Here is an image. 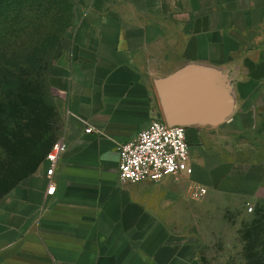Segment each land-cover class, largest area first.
I'll use <instances>...</instances> for the list:
<instances>
[{
	"label": "crops",
	"instance_id": "crops-1",
	"mask_svg": "<svg viewBox=\"0 0 264 264\" xmlns=\"http://www.w3.org/2000/svg\"><path fill=\"white\" fill-rule=\"evenodd\" d=\"M75 13L58 66L67 148L56 188L47 193L43 161L0 198V264H203L171 217L180 197L228 164L220 135L254 134L264 120V0H75ZM186 67L207 73L225 121L186 126L187 179L121 182L119 144L164 119L156 84ZM228 165L236 194L264 195V157Z\"/></svg>",
	"mask_w": 264,
	"mask_h": 264
},
{
	"label": "rangeland",
	"instance_id": "rangeland-1",
	"mask_svg": "<svg viewBox=\"0 0 264 264\" xmlns=\"http://www.w3.org/2000/svg\"><path fill=\"white\" fill-rule=\"evenodd\" d=\"M13 1L25 2V6L39 2ZM42 3V9L35 10L38 17L26 13L22 32L9 48L21 52L23 58L10 68L7 80L5 74L0 80V115L11 128L9 136L0 139V198L31 178L45 161L31 159L29 139L39 127H47L49 148L63 136L66 126L56 104L58 91L65 84L58 66L68 54L64 36L74 27L75 0ZM0 71L3 74L2 68ZM218 141L215 148L225 163L250 164L262 159L264 120L254 134H221ZM217 159L213 155L212 164L217 165ZM228 164L217 165L211 182L203 186V196L195 197L189 190L180 197L179 212L171 217V226L195 243L203 264H264V195L236 194L233 176L223 177Z\"/></svg>",
	"mask_w": 264,
	"mask_h": 264
},
{
	"label": "built area",
	"instance_id": "built-area-1",
	"mask_svg": "<svg viewBox=\"0 0 264 264\" xmlns=\"http://www.w3.org/2000/svg\"><path fill=\"white\" fill-rule=\"evenodd\" d=\"M87 128L85 131L90 132ZM186 126L168 125L159 117L152 118L137 134L118 146L119 179L123 183L150 181L158 183L167 176L192 174V160ZM67 148L63 137L54 141L45 157L47 193L55 191V175L61 155ZM206 188L195 187L193 195L203 196Z\"/></svg>",
	"mask_w": 264,
	"mask_h": 264
},
{
	"label": "water",
	"instance_id": "water-1",
	"mask_svg": "<svg viewBox=\"0 0 264 264\" xmlns=\"http://www.w3.org/2000/svg\"><path fill=\"white\" fill-rule=\"evenodd\" d=\"M206 74L200 69L186 67L157 82L156 89L168 125H218L225 121L229 109L220 100L217 89H207L209 79ZM222 107L224 110L218 112Z\"/></svg>",
	"mask_w": 264,
	"mask_h": 264
},
{
	"label": "trees",
	"instance_id": "trees-1",
	"mask_svg": "<svg viewBox=\"0 0 264 264\" xmlns=\"http://www.w3.org/2000/svg\"><path fill=\"white\" fill-rule=\"evenodd\" d=\"M43 1H46V3L50 2V0H35L37 3L31 5L27 4V6H25L22 5L25 2L15 3L13 0H0V69L2 68L4 70L3 74L0 71V80H4V74L6 75L5 80H7L10 68L18 66L16 63L23 58L21 52L14 53L9 51V48L15 46L16 35L22 32L21 24L23 22L25 23L26 13L38 17L35 15V10L42 9ZM47 9H49V7ZM47 9L45 11L46 13H48ZM9 125L10 123H8L7 119L3 121L0 115V139L1 137L6 138L9 136L11 131ZM42 130L45 132H41ZM47 140V127H45V125L39 127L36 131V135L34 134V136L29 139L31 159L34 162H41L46 157L45 155H47L51 147L48 148L46 146Z\"/></svg>",
	"mask_w": 264,
	"mask_h": 264
}]
</instances>
